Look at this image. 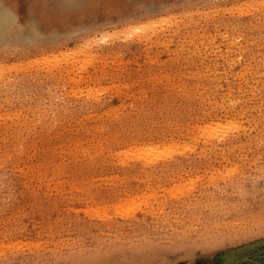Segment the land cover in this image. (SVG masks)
Returning <instances> with one entry per match:
<instances>
[{
    "label": "rangeland",
    "instance_id": "374dc122",
    "mask_svg": "<svg viewBox=\"0 0 264 264\" xmlns=\"http://www.w3.org/2000/svg\"><path fill=\"white\" fill-rule=\"evenodd\" d=\"M71 1L4 0L0 264H264V0Z\"/></svg>",
    "mask_w": 264,
    "mask_h": 264
},
{
    "label": "bare ground",
    "instance_id": "6f19581e",
    "mask_svg": "<svg viewBox=\"0 0 264 264\" xmlns=\"http://www.w3.org/2000/svg\"><path fill=\"white\" fill-rule=\"evenodd\" d=\"M66 1H68V0H66ZM69 1H70V0H69ZM72 1H73V0H72ZM72 1H71V2H72ZM75 1H76V0H75ZM80 1H81V0H80ZM98 1L103 2V0H98ZM242 1H243V0H242ZM252 1H253V0H252ZM252 1H251V2H252ZM254 1L257 2L256 0H254ZM201 2H202V0H201ZM210 2H211V1H210ZM244 2L246 3V1H244ZM248 2H249V0H248ZM68 3H69V2H68ZM74 3H75V2H73V4H74ZM212 3H214V2H212ZM252 3H253V4L248 3V4H249V7H250V4L254 6V2H252ZM165 4H166V3H165ZM167 4H168V3H167ZM172 4H174V3H172ZM187 4H188V2H187ZM224 4H225V3H224ZM227 4H228V3H227ZM231 4H232V2H231ZM231 4H229V5H230V6H233V4H232V5H231ZM60 5H61V4H60ZM65 5H66V4H65ZM67 5H68V4H67ZM189 5H190V4H189ZM211 5H213V4H211ZM214 5H215V3H214ZM214 5H213V6H214ZM217 5L220 7L219 4H217ZM190 6H191V5H190ZM59 7H60V6H59ZM63 7H64V6H63ZM186 7H187V6H186ZM186 7H185V8H186ZM222 7H224V6H222ZM167 8H168V7H167ZM182 8H184V7H182ZM215 8H216V7H215ZM230 8H231V7H230ZM168 9H169V8H168ZM210 9H211V8H210ZM220 9H221V8H220ZM247 9L250 10L251 8H247ZM253 9H254V8H253ZM169 10H171V9H169ZM215 10H216V9H215ZM222 10H223V9H222ZM248 10H246V11H248ZM166 11H167V9H166ZM217 11H218V10H217ZM220 11H221V10H219V13H220ZM250 11H251V10H250ZM190 12H191V11L188 10L187 13L191 14ZM168 13H169V12H168ZM179 13H180V12H179ZM183 13H185L184 10H183ZM216 13H217V12H216ZM261 13H262V12H261ZM180 14H182V13H180ZM189 14H187V15L190 16ZM187 15H186V16H187ZM169 16H170V15H169ZM179 16H180V15H179ZM183 16H184V15H183ZM186 16H185V17H186ZM160 17H161V18H165V17H163L162 15H160ZM160 17H159V18H160ZM215 17H216V16H215ZM263 17H264V16H263ZM16 18H17V17H15L14 12L9 8V5H7V4L4 2V0H0V33H2V35H3L6 39H7V37H8V39H9V38L12 39L13 36H14L15 34H19V35L21 34V35H24V34H26V32H27V30H28V28H29V26H27L28 23H27L25 26H23V25L15 26V25H14V21L16 20ZM180 18H181V20H182V17H180ZM222 18H223V17H222ZM222 18H221V19H222ZM152 20H153V19L148 20V21H149V22H150V21L153 22ZM155 20H156V21H155ZM155 20H154L155 22L159 21V19H158V20L155 19ZM162 20H163V19H162ZM162 20L160 19V21H162ZM227 20H228V19H227ZM230 20H231V19H230ZM160 21H159V23H160ZM146 22H147V21H146ZM216 22H217V21H216ZM219 22H220V21H219ZM223 22H225V21L223 20ZM228 22H229V21H228ZM159 23L157 22V25H158ZM170 23H172V22H170ZM174 23H175V22H174ZM176 23H178V22H176ZM109 24H110V23H109ZM109 24H108V25H109ZM136 24H137V23H136ZM153 24L156 25L154 22H153ZM168 24H169V23H168ZM172 24H173V23H172ZM172 24H170V25H172ZM228 24H231V23H228ZM33 25H34V24H32V26H33ZM110 25H112V23H111ZM110 25H109V26H110ZM138 25H139V24H138ZM147 25H148V24H147ZM151 25H152V24H151ZM133 26H134V25L132 24V27H133ZM139 26H140V25H139ZM139 26L135 25V28H134V27H133V28H134V29H137V31L134 30V29H132V31H133V32H138V30L140 31V29L142 28V26H140L141 28H140ZM149 26H150V24H149ZM226 26H227V25H226ZM229 26H230V25H229ZM34 27H35V26H34ZM129 27H131V24H129L128 26H126V29H128V30H126V32H127V31H131V28H130V30H129ZM137 27L140 28V29H138ZM155 27H156V26H154V28H155ZM162 27H163V26H162ZM168 27H169V26H168ZM154 28H150V30H151V29H154ZM164 28H165V27H164ZM164 28H163V29H164ZM32 29H33V28H32ZM142 29H143V28H142ZM145 29H146V28H145ZM259 29H260V28H259ZM33 30L35 31V29H33ZM33 30H32V31H33ZM115 30H117V29H115ZM148 30H149V28H148ZM161 30H162V29H161ZM164 30H165V29H164ZM29 31H30V29H29ZM117 31H118V30H117ZM132 31H131V32H132ZM146 31H147V30H146ZM146 31L141 30L140 33H142V34L144 35L145 33H143V32H146ZM30 32H31V31H30ZM112 32H113V31H112ZM119 32H122V31L119 30ZM119 32H118V35H119ZM151 32H153V31L151 30ZM151 32H150V33H151ZM113 33H115V32H113ZM113 33H112V34H113ZM122 33H125V32L123 31ZM140 33H135V34L138 35V34H140ZM110 34H111V33H109V34H107V35H110ZM142 34H140V35H142ZM19 35H17V37H18ZM27 35H28V33H27ZM102 35H103V36H107L106 34H105V35L102 34ZM115 35H116V33H115ZM115 35H114V37H115ZM118 35H117V36H118ZM206 35H207V34H206ZM29 36H30V34H29ZM84 36H85V35H84ZM150 36H151V35H150ZM210 36H211V35H210ZM213 36H214V35H213ZM92 37H93V36H92ZM92 37H90V38H92ZM95 37H96V36H95ZM146 37L148 38V34L146 35ZM146 37H145V38H146ZM234 37H235V36H234ZM234 37H233V38H234ZM1 38H3V37H1ZM20 38H21V37H20ZM27 38H28V36H27ZM90 38H89V39H90ZM149 38H150V37H149ZM3 39H4V38H3ZM3 39H2V40H3ZM8 39H7V41H8ZM13 39H14V38H13ZM13 39H12V42H13ZM25 39H26V38H25ZM86 39H87V38H86ZM92 39H93V38H92ZM139 39H140V38H139ZM252 39H253V38H252ZM257 39H258V38H257ZM262 39H263V38H262ZM0 40H1V39H0ZM15 40H16V39H15ZM18 40H19V39H18ZM74 40H75V39H74ZM93 40H94V42H95V40H96V42L98 41L97 39H93ZM142 40H143V39H142ZM212 40H213V37H212ZM7 41H6V42H7ZM9 41H10V40H9ZM80 41H81V40H80ZM85 41H86V40H84V43H85ZM259 41H260V40H259ZM259 41H258V42H259ZM2 42H3V41H2ZM86 42H87V41H86ZM88 42H89V40H88ZM94 42H93V43H94ZM209 42H210V41H209ZM254 42H255V38H254ZM3 43H4V42H3ZM3 43H2V44H3ZM231 43H232V42H230V44H231ZM2 44H1V45H2ZM10 44H11V43H10ZM79 44H80V42H79ZM85 44H86V43H85ZM90 44H92V43H89V47L91 46ZM95 44H96V43H95ZM230 44H229V45H230ZM257 44H258V43H257ZM262 44H263V43H262ZM54 45H55V44H54ZM83 45H84V44H82V46H83ZM237 45H238V44H237ZM7 46H8V45H7ZM87 46H88V45H87ZM124 46H125V45H124ZM239 46H240V45H239ZM257 46H258V45H257ZM73 47H74V46H73ZM83 47H85V46H83ZM92 47H94V45H92ZM92 47H91V48H92ZM237 47H238V46H237ZM241 47H242V46H241ZM0 48H1V47H0ZM2 48H3V47H2ZM51 48H52V47H51ZM78 48H79V47H78ZM87 48H88V47H87ZM127 48H129V47H127ZM127 48H126V49H127ZM228 48H229V47H228ZM239 48H240V47H239ZM43 49H44V47H43ZM88 49H89V48H88ZM240 49H242V48H240ZM56 50H57V49H56ZM91 50H92V49H91ZM228 50H230V48H229ZM0 51H1V50H0ZM8 51H9V50H8ZM22 51H23V50H22ZM46 51H48V50H46ZM50 51H51V50H50ZM96 51H97V50H96ZM234 51H236V50H234ZM2 52H3V51H2ZM2 52H0V53H2ZM8 53H9V52H8ZM14 53H15V52H14ZM16 53H17V52H16ZM22 53H24V51H23ZM35 53H36V52H35ZM40 53L42 54V52H40ZM43 53H44V52H43ZM50 53H51V52H50ZM50 53H49V54H50ZM17 54H18V53H17ZM25 54H26V53H25ZM25 54H24V55H25ZM41 54H40V56L43 55V54H42V55H41ZM47 54H48V52H47ZM52 54H53L54 57H56V58L58 57L57 55H55V53L52 52ZM27 55H28V54H27ZM45 55H46V54H45ZM45 55H43L42 57L46 58ZM3 56H4V55H3ZM15 56H16V55H15ZM53 56H52V57H53ZM25 57H26V56H25ZM31 57H32V56H31ZM49 57H51V56H49ZM27 58H28V57H27ZM4 59H5V58H4ZM46 59H48V56H47ZM49 60H50V58H49ZM49 60H47L48 63H49ZM233 60H234V59H233ZM5 61H6V60H5ZM36 61H38V60H35V59H34L33 62H36ZM45 61H46V60H45ZM47 61H46V64H47ZM57 61H58V59H57ZM11 62H12V61H11ZM14 62H15V61H14ZM59 62H60V61H58V64H60ZM262 62H263V61H262ZM4 63H6V62H4ZM4 63H3V62H2V63L0 62V76H3V74L5 75L4 72H5L6 70H8V71L10 70V69H7V68H5L6 70L4 69V66L1 65V64H4ZM12 63H13V62H12ZM12 63H11V64H12ZM19 63H21V61H20ZM52 63H53V62H52ZM56 63H57V62H56ZM256 63H257V62H256ZM256 63H255V64H256ZM9 64H10V63H9ZM32 64H33V63H32ZM58 64H54V66L52 65L51 68H52V67H56V66L59 67ZM253 64H254V63H253ZM12 65L15 66V64H12ZM35 65H36V64H35ZM47 65H48V64H47ZM261 65H263V64H261ZM5 66H7V67H12V66L8 65L7 63H6ZM246 66H248V65H246ZM32 67H33V66H32ZM32 67H31V68H32ZM252 67H253V66H252ZM262 67H263V66H262ZM12 68H13V67H12ZM13 69H14V68H13ZM244 69H245V68H244ZM28 70H29V69H28ZM10 71H11V70H10ZM10 71H9L8 73H10ZM236 71H237V70H236ZM249 71H250V70H249ZM260 71H261V70H260ZM26 72H27V71H26ZM244 72H245V71H244ZM250 72H251V71H250ZM24 73H25V72H24ZM261 73H262V72H261ZM263 73H264V72H263ZM240 74H241V75H240ZM240 74H238V75L242 76V74H244V73H240ZM259 74H260V73H259ZM8 75H10V74H8ZM253 75H254V72H253ZM256 75H257V74H256ZM251 76H252V75H251ZM6 77H7V76H6ZM237 78H238V77H237ZM242 78H243V76H242ZM245 78H246V77H245ZM8 79H9V78H8ZM6 80H7V79H6ZM250 80H251V79H250ZM238 81H239V80H238ZM6 82H8V81H6ZM6 82H5V79H4L3 77H0V83H1L2 85H4V83H6ZM245 82H246V81H245ZM8 83H9V82H8ZM1 84H0V85H1ZM188 87H189V86H188ZM216 88H217V87H216ZM238 88H239V87H238ZM190 90H191V89H190ZM241 90H242V89H241ZM244 92H245V91H244ZM186 94H187V91H186ZM186 96H187V95H186ZM190 98H191V97H190ZM192 98H193V97H192ZM186 101H187V100H186ZM189 101H190V100H189ZM187 103H188V102H187ZM187 103H186V104H187ZM189 104H190V103H189ZM187 105H188V104H187ZM223 108H224V107H223ZM225 108H226V107H225ZM227 109H228V108H227ZM227 109H225V110H227ZM228 114H229V113H228ZM225 115H226V114H225ZM225 117H226V116H225ZM183 119H184V117H183ZM180 120H181V119H180ZM228 120H229V119H228ZM228 120H227V121H228ZM230 120H231V119H230ZM225 121H226V120H225ZM180 122H181V121H180ZM228 123H229V122H227V125H228ZM222 124H225V123H222ZM229 124H230V123H229ZM181 125H184V124H181ZM225 125H226V124H225ZM225 125H224V126H225ZM227 125H226V126H227ZM111 126L113 127V125H111ZM181 127H182V129H183V126H181ZM197 127H198V125H197ZM202 127H205L204 129L200 127L201 129H203L202 131H204L203 134L201 133V134L204 135V136L206 135V136H208V137H210V136L212 137V136H214L215 134H217V133H216V129H217V127H218L217 124H216L215 126H212L211 128H209V125H206V126L203 125ZM227 127H228V126H227ZM229 127H230V126H229ZM220 128H222V127H220ZM235 128H236V127H234V129H235ZM239 128H241V127H239ZM239 128H238V129H239ZM224 129H225V128H224ZM231 129H233V125H232ZM231 129H230V130H231ZM234 129H233V130H234ZM198 130H200V129H198ZM214 130H215V131H214ZM219 130H220V129H219ZM115 131H116V130H115ZM202 131H201V132H202ZM221 131H222V130H221ZM224 131H227V130H224ZM228 131H229V130H228ZM236 131H237V130H236ZM199 132H200V131H199ZM217 132H219V131H217ZM229 132H230V131H229ZM236 134H237V132H236ZM236 134H235V135H236ZM245 134H246V133H245ZM202 135H198V136H202ZM221 135H222V133H221ZM221 135H220V136H221ZM223 135H225V134H223ZM223 135H222L221 137H224ZM229 135H231V134H229ZM237 135H238V134H237ZM216 136H217V135H216ZM231 136H233V135H231ZM243 136H244V135H243ZM225 137H226V136H225ZM128 138H130V136H129ZM197 138H198V137H197ZM202 138H204V137L202 136ZM219 138H220V137H219ZM226 138H227V137H226ZM193 139H194V138H193ZM193 139H192V140H193ZM198 139H201V138H198ZM214 139H215V138H214ZM224 139H225V138H224ZM229 139H231V138H229ZM229 139H228V140H229ZM194 141H195V140H194ZM203 141H204V140L202 139V142H203ZM207 141L210 142L211 140H210V141L207 140ZM231 141H232V140H231ZM205 142H206V141H204V143H205ZM208 142H207V143H208ZM213 142H214V140H213ZM242 142H243V141H242ZM195 143H196V142H195ZM210 143H211V142H210ZM216 143H217V142H216ZM243 143H245V142H243ZM182 144H183V143H182ZM182 144H177V145H175L174 147H171L170 150L167 151V154H168L171 150H172V151H176L177 149L182 148ZM186 144H187V143H186ZM190 144H191V143H190ZM190 144H189V146H190ZM232 144H233V143H232ZM191 145H193V144H191ZM195 145H196V144H195ZM210 145H212V144H210ZM213 145H215V144H213ZM184 146H187V145H184ZM234 146H235V145H234ZM203 147H205V146H202V147H201V148H202L201 150L205 151V149H204ZM214 147H215V146H214ZM228 147H229V146H228ZM230 147H231V146H230ZM236 147H237V146H236ZM238 147H239V146H238ZM151 148H153V150H151L150 147H148V148L144 149V151L139 152L138 159H139V160H142L146 165H152L154 162H156V161L159 159V158H158L159 154H158L157 152H155V150H154L155 148H154V147H151ZM187 148H188V147H185V149H187ZM190 148H191V147H190ZM190 148H189V149H190ZM226 148H227V147H226ZM232 148H233V147H232ZM185 149H184V151H185ZM189 149H188V150H189ZM192 149H193V148H192ZM233 149H234V148H233ZM242 149H243V148H242ZM231 150H232V149H231ZM180 151H181V150H180ZM178 152H179V151H177V153H178ZM207 152H208V151H207ZM175 154H176V153H175ZM177 155H178V154H177ZM180 155H181V154H180ZM182 155H184V154H182ZM160 157H161V158H166V157H162V156H160ZM161 158H160V159H161ZM127 159H128V156H124V158H123V164H125V165H126V164H130V166H131V164H134V163H132L131 161H129V160H127ZM166 159H167V158H166ZM168 159H169V158H168ZM162 160H164V159H162ZM167 161H168V160H167ZM155 164H156V163H154V165H155ZM154 165H153V166H154ZM134 166H135V165H133V167H134ZM155 166H156V165H155ZM133 167H132V168H133ZM150 167H151V166H150ZM160 167H161V166H160ZM162 167H163V166H162ZM124 168H125V167H124ZM124 168H123V169H124ZM128 172H129V171H128ZM125 173H126V172H125ZM143 223H144V222H143ZM152 225H153V224H152ZM148 226H149V225H148ZM117 238H118V237H117ZM119 239H120V238H119ZM101 240H102V239H101ZM99 241H100V240H99ZM140 241H141V240H140ZM100 242H101V241H100ZM136 242H138V241H136ZM82 250H83V249H82ZM51 255H52V254H51ZM91 256H92V257L94 256L93 250H91L88 254H86V255L84 256V258H88V257H91ZM46 257H47V256H45V258H46ZM43 258H44V257H43ZM34 259H36V258H34ZM26 260H27V259H26ZM28 260H29V259H28ZM34 261H35L36 264H41L37 259L34 260ZM28 262H29V261H28ZM46 262H47V261H46ZM8 264H11V263H8ZM23 264H24V263H23ZM32 264H33V263H32Z\"/></svg>",
    "mask_w": 264,
    "mask_h": 264
}]
</instances>
